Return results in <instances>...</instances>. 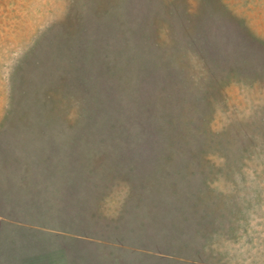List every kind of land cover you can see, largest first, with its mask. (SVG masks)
Here are the masks:
<instances>
[{"label": "rangeland", "instance_id": "1", "mask_svg": "<svg viewBox=\"0 0 264 264\" xmlns=\"http://www.w3.org/2000/svg\"><path fill=\"white\" fill-rule=\"evenodd\" d=\"M0 264H264V0H0Z\"/></svg>", "mask_w": 264, "mask_h": 264}]
</instances>
